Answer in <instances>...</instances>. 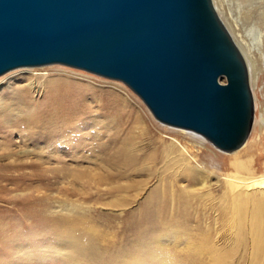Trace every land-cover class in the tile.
Wrapping results in <instances>:
<instances>
[{"label":"rangeland","instance_id":"obj_1","mask_svg":"<svg viewBox=\"0 0 264 264\" xmlns=\"http://www.w3.org/2000/svg\"><path fill=\"white\" fill-rule=\"evenodd\" d=\"M229 4L237 38L252 47L243 46L253 65L256 120L246 146L255 157L264 153V48L260 52L253 46L249 32L263 33L264 45V0H229ZM38 77L43 90L49 80L74 83L65 89L73 94L67 104L86 111L81 117L90 122L80 125L83 140L69 154L61 148L48 152L43 142L24 143L14 129L8 149L3 150L6 135H0V166L42 162L66 167L56 177L26 166L20 171L22 180L3 183L0 264H212L200 254L205 244L227 251V264H253V238L248 235L241 245L232 240L218 183L232 172V155L245 152L246 146L230 154L210 142L196 141L188 134L191 131L158 122L123 83L62 65L21 68L1 76L0 98H8V93ZM36 99L41 102L43 94ZM119 101L139 110L140 121L136 115L120 121L111 117L107 110L119 106ZM89 112L95 116L91 120ZM174 140L191 148L197 167L210 175L209 186L184 175ZM9 151L15 153L14 161L7 156ZM159 205L164 210L158 215ZM153 218L160 223H152ZM257 256L258 264H264V253Z\"/></svg>","mask_w":264,"mask_h":264},{"label":"water","instance_id":"obj_2","mask_svg":"<svg viewBox=\"0 0 264 264\" xmlns=\"http://www.w3.org/2000/svg\"><path fill=\"white\" fill-rule=\"evenodd\" d=\"M51 65L123 83L225 153L254 126L248 65L213 0H0V77Z\"/></svg>","mask_w":264,"mask_h":264},{"label":"bare ground","instance_id":"obj_3","mask_svg":"<svg viewBox=\"0 0 264 264\" xmlns=\"http://www.w3.org/2000/svg\"><path fill=\"white\" fill-rule=\"evenodd\" d=\"M213 3L220 19L222 20V22L224 23V25L232 35L237 46L239 47L240 51L244 55V58L246 60L249 69L250 83L253 91L254 89V79L252 75L253 65L250 63V60L248 59L247 53L244 51L243 46L247 50H252V47L249 43H246L243 40L237 38L238 37L236 34L237 22L234 19L233 11L231 9V5L229 4V0H213ZM249 33L254 38L253 46H255V48L258 49L260 52H262L264 48L263 33H261L257 29H251ZM39 80L40 77H38L37 79H31V81L28 82L22 88H16L11 93H8L10 95L8 98L7 97L0 98V135L3 134L6 135L3 138L5 140V143H3L5 147H3L4 148L3 150L8 149L7 146L11 141L10 137L13 134L12 132L15 130L16 132H19L21 136L24 138L23 139L24 143L38 144L40 142H43L47 144L48 152L49 150H55V149L57 150L61 148L62 151L64 152L63 154H69V151L72 149V147L74 145L79 146L80 145L79 142L80 141L82 142L83 140L84 135L82 134L83 130L81 131L80 125L81 124L83 125V122L88 120L82 119L81 115H83L86 111L81 112L80 110L74 109L72 105L67 104L69 97H71V95L73 94L69 93L65 89L66 88L71 89L75 85L71 81H65L63 79H60L59 81L49 80L46 87L43 90V87L40 86L39 84L40 83ZM40 94H43V100H41V102L36 99V97H38ZM107 111H108L107 113L111 117H113L115 120L117 119L118 121L127 117L128 115L130 117H134L136 115L135 119L137 121H140V119L143 117L139 110L137 111L136 109L129 108L128 104L124 101H119V106L110 108ZM93 117L95 116H92L91 113L89 112L88 118L90 119ZM255 120H256V102H255ZM254 125H255V121H254ZM262 125L264 126V119ZM192 133L193 132L191 133L189 132L188 134L195 136L194 139L196 141L203 143L208 142L204 137ZM101 139H103V137H101ZM90 142H92V140ZM173 144L174 145L172 146L178 147V157H179L178 160L184 166V175L187 177H195V179L199 178L198 180L202 181L204 187L209 186L208 179L210 178V175L204 173L202 169L197 167L196 164L198 161L197 158L192 155L191 148H189V146L185 144H182V142L178 140H174ZM246 144L247 142L244 144V146L241 149L233 153L242 150L246 146ZM100 146H103V144ZM89 147L86 148L88 149ZM95 148L96 147H94V150ZM244 151L245 152H241V153L238 152L239 154H235V156L232 155L233 157L230 159V164H229L232 168V172L225 174L222 181L218 182L221 187L220 191H222L221 194L222 196L220 197V201H221V207L223 208L222 211L225 212L224 213L225 217L230 216L231 223L229 226V230L231 229L230 233L232 234L231 237L232 240L236 242L237 245L238 244L241 245L242 244L241 240L245 239L248 235H250L253 238V241L252 239L251 241L253 242V246H254L253 248L255 253V255H253L252 263L258 264L259 257L257 256V254L264 253V165L263 166L260 165L261 161L264 160V153L255 155L254 157V155H251V153L247 151V146ZM7 156L11 161H14L15 153H11L9 151L7 153ZM62 160L63 162H65L64 159H61V161ZM15 164L16 163L14 162V164L12 165L0 166V201L3 198L2 195L6 191V188L3 183L12 182L13 184L14 183L16 184V182L22 180L23 179L21 176L22 173L20 171L26 166L34 168L39 173L44 175L45 173L47 174L51 172L56 177L66 169V167L63 165L59 167H48L45 166V164L42 162H33L24 165L20 164L18 166ZM257 165H259V167H257ZM70 172L71 171H69L68 173ZM210 174H214V172ZM79 178L76 179L78 180ZM41 180L43 179L41 178ZM163 210L164 207L159 205L157 209L158 215L159 213L163 212ZM158 220L156 221V219L153 218L151 222L158 223L159 222ZM54 222L62 223L64 222V220L61 221L54 219ZM1 232L3 233V230L0 227V233ZM201 248L202 249L200 251V254L208 256L209 262L212 261L213 262L212 264L228 263L229 254L227 253V251L224 252L223 250H220L219 247L207 246L206 244L204 245V247L202 246ZM200 264H208V263L201 262Z\"/></svg>","mask_w":264,"mask_h":264}]
</instances>
